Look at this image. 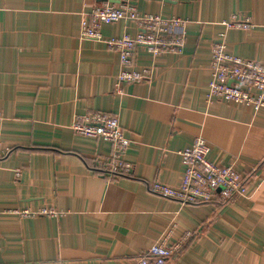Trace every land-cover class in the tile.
<instances>
[{"label": "crops", "instance_id": "crops-1", "mask_svg": "<svg viewBox=\"0 0 264 264\" xmlns=\"http://www.w3.org/2000/svg\"><path fill=\"white\" fill-rule=\"evenodd\" d=\"M102 2L0 0V264H134L168 233L185 243L166 264H264V108L206 99L220 34L229 55L264 65V0H140L139 14L185 23L179 53L135 50L128 72H149L139 83L118 82L119 53L106 44L133 37L134 22L80 37ZM233 17L251 26L226 29ZM90 112L117 119L129 176L91 169L113 149L70 129ZM197 138L209 162L246 178L245 197L182 205L150 191L180 185L179 153Z\"/></svg>", "mask_w": 264, "mask_h": 264}, {"label": "built area", "instance_id": "built-area-1", "mask_svg": "<svg viewBox=\"0 0 264 264\" xmlns=\"http://www.w3.org/2000/svg\"><path fill=\"white\" fill-rule=\"evenodd\" d=\"M80 23L82 39L100 40L101 24H112L120 20L132 21L138 27L133 36L124 35L118 39L106 41L107 46L119 53L122 71L118 82L139 83L148 78V70L142 73H129L133 64L134 52L144 48L151 56L162 53H179L184 44V36L178 30L185 22L178 18L162 19L157 15L139 14L135 4L140 0H102ZM183 2L188 0H157ZM226 29H248V19L233 17L223 23ZM211 49V80L206 95L207 102L215 100L251 107L255 110L264 108V65L229 55L224 39ZM70 129L78 135L100 138L111 144L112 156L107 164L98 169L106 178L116 179L130 175L132 166L121 161V155L129 145L117 119L109 114L90 112L76 117ZM184 163V175L177 188H168L160 183L150 185V191L161 197L185 204H211L230 202L246 196V178L232 166L214 165L207 159L208 147L197 138L192 146L179 153ZM101 167V166H100ZM45 214L54 215L52 211ZM168 233L161 241L152 245L134 259V264H166L176 252L180 243L170 244ZM180 247V246H179Z\"/></svg>", "mask_w": 264, "mask_h": 264}, {"label": "rangeland", "instance_id": "rangeland-1", "mask_svg": "<svg viewBox=\"0 0 264 264\" xmlns=\"http://www.w3.org/2000/svg\"><path fill=\"white\" fill-rule=\"evenodd\" d=\"M138 2H139V1H138ZM181 2H182V1H181ZM102 25H104V24H101L100 27H101ZM114 51H115V50H114ZM87 114H88V113H87ZM104 114H105V113H104ZM98 139H100V138H98ZM125 150H126V149H125ZM124 152H125V151H124ZM107 159H108V158H107ZM107 161H108V160H107ZM107 161H103V162L101 163V167H100V163H99V162H98V163H99L98 165L96 164V162H94L93 165H91L90 167H91V169H92V168H93V169H100V168L103 169L102 167H104V166L107 164ZM185 205H195V204H185ZM196 205H198V204H196ZM23 214H24V213H23ZM184 243H185V242H181V243L179 244L180 247L178 246L176 252H174L173 255H172L171 257H173V256H175V255L178 254V252L181 250V248H182V246H183ZM171 257H170V258H171ZM170 258H169V259H170Z\"/></svg>", "mask_w": 264, "mask_h": 264}, {"label": "trees", "instance_id": "trees-1", "mask_svg": "<svg viewBox=\"0 0 264 264\" xmlns=\"http://www.w3.org/2000/svg\"><path fill=\"white\" fill-rule=\"evenodd\" d=\"M92 170H93L94 172H96V174L99 172L98 169H93V168H92ZM99 173H100V172H99Z\"/></svg>", "mask_w": 264, "mask_h": 264}, {"label": "water", "instance_id": "water-1", "mask_svg": "<svg viewBox=\"0 0 264 264\" xmlns=\"http://www.w3.org/2000/svg\"><path fill=\"white\" fill-rule=\"evenodd\" d=\"M160 2H164V3H170L172 4L173 2H170V1H160Z\"/></svg>", "mask_w": 264, "mask_h": 264}]
</instances>
